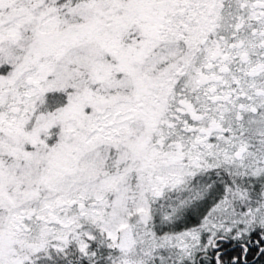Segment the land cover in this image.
<instances>
[{"label": "snow or ice", "instance_id": "snow-or-ice-1", "mask_svg": "<svg viewBox=\"0 0 264 264\" xmlns=\"http://www.w3.org/2000/svg\"><path fill=\"white\" fill-rule=\"evenodd\" d=\"M0 264H264V0H0Z\"/></svg>", "mask_w": 264, "mask_h": 264}]
</instances>
